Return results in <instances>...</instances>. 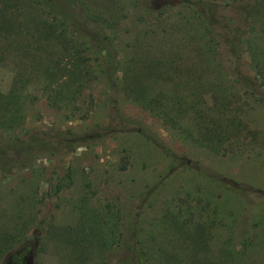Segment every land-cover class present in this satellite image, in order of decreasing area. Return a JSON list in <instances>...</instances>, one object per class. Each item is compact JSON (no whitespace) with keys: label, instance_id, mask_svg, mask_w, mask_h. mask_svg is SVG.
<instances>
[{"label":"rangeland","instance_id":"rangeland-1","mask_svg":"<svg viewBox=\"0 0 264 264\" xmlns=\"http://www.w3.org/2000/svg\"><path fill=\"white\" fill-rule=\"evenodd\" d=\"M224 1L213 0L210 13L235 29L227 25L225 43L204 44L195 0H54L112 19L110 31L83 24L92 42L86 55L79 49L82 60L98 66L93 53L106 39L115 56L114 88L92 66L80 93L91 105L73 102L88 111L83 119L52 108L37 83L41 43L53 44L42 34L49 13L0 3V93L13 79L27 93L18 125L0 130V238L14 249L0 264H113L124 254L117 246L136 240L147 264H264V35ZM189 62L190 76L180 67ZM124 85L164 94L165 110L169 97L191 98L210 118L239 117V137L232 133L225 153L195 145L191 121H180L189 133L162 121L129 100ZM75 239L84 259L67 245Z\"/></svg>","mask_w":264,"mask_h":264},{"label":"trees","instance_id":"trees-1","mask_svg":"<svg viewBox=\"0 0 264 264\" xmlns=\"http://www.w3.org/2000/svg\"><path fill=\"white\" fill-rule=\"evenodd\" d=\"M54 0H0V3L3 5L9 6L18 4L24 7L27 10L29 15L32 14L31 10L40 8L44 10L43 13H49L50 20L48 22L44 21L45 29L42 31L44 38H49L52 40L53 44L51 46L45 45V42L41 43V49L43 52V57L37 62L38 70L41 72L39 86L41 85V91L45 92V99L47 103L57 110L67 111L66 117L77 119H83L87 116L88 111H77V109L72 108L73 102L75 100L81 99V91L87 89L88 82L92 81L90 78L93 73L92 66H97L92 63H89V60L83 61L80 56V50L83 54L89 53L90 41L88 40L87 31L83 28L84 26L90 25V23H95L100 29L104 30H113L111 26L112 19H105L100 17H93L89 14L80 15V7H77V11L72 8L70 2H65L69 7V11L65 10L63 5H56ZM195 8L193 13L196 16V21L201 27L200 35L205 40L207 44L210 40H220L222 43H225L230 33L228 34L227 22H222L219 24L215 18L214 14L210 13V8L213 5V0H195ZM224 5L229 6L231 10L237 13L240 22L245 23L246 28L253 29L255 35H264V0H225ZM85 9L84 5L80 3ZM76 8V7H75ZM68 9V8H67ZM82 10V9H81ZM77 12V14H75ZM35 23V18H31ZM3 23L7 22L5 19H2ZM235 29V26L232 25L231 30ZM219 30H224L226 33H220ZM41 34V33H40ZM212 38V39H211ZM106 38H104L105 40ZM80 42H78V41ZM103 42L102 49H98L97 52L93 54L101 56L99 58L98 68L103 67L104 74L106 75L109 88H114L115 84L113 80L108 77L110 76V69L112 68L113 60L115 56H110V42ZM92 42V41H91ZM235 42H232L234 45ZM237 44V43H236ZM95 46V45H94ZM40 47V46H39ZM55 49L52 56L47 54V49ZM80 49V50H79ZM1 55V53H0ZM35 62V61H34ZM127 63V62H126ZM100 66V67H99ZM126 66V65H124ZM218 66V64H217ZM185 74L188 76L191 75L194 70V64L187 63L180 65ZM99 69V72H101ZM129 72L128 67L126 66L122 70L123 76H128ZM45 78V82L41 79ZM132 76V75H131ZM25 86L22 84V79H13L12 85L9 87L6 93H0V130L4 132L13 131L15 126L18 125L20 119V110L22 109V101L26 98L27 93L25 92ZM124 95L131 100L133 103L138 105L141 109L146 110L149 114L155 115L160 118L162 121H173L174 124L182 128V131L188 132L189 130L185 127H182L183 119L184 121H191L195 126L198 134L194 141V144L200 145V147L207 148L211 152L218 153L222 151L225 153L226 146H228L227 140L230 138L232 133L239 137L238 133L240 121L239 117L236 116H226L220 113L214 114V118H210L208 108H202L200 103L195 102L194 100L187 99L186 101H179L178 97H169L171 100L170 107L168 110L164 109L165 103H163V98L166 97L164 94L149 95L139 88H131L127 85L123 86ZM253 94L252 92L248 93ZM255 95V94H254ZM91 95L87 92L85 96H82V102H88L91 105ZM167 96V95H166ZM168 97V96H167ZM251 98V97H250ZM71 106V107H70ZM238 133V134H237ZM187 166H192V169L197 170L196 164L191 162H186ZM214 176V175H213ZM229 190L237 192L239 188L236 184H229ZM248 190V189H247ZM250 190V189H249ZM256 192V191H253ZM68 242L73 252L77 250L76 260L84 259V256L81 255V250L84 248L82 245L83 241H66ZM78 243V246L76 244ZM141 243L137 240L131 246L122 245L117 246L118 250L124 251L122 257L113 264H147V259L141 251ZM6 239L5 236L0 238V258L1 255L6 253L9 254V251L14 250L10 247H5ZM20 247V246H19ZM22 247L19 248V250ZM16 250V249H15ZM79 250V252H78ZM22 254V253H21ZM25 255L14 256L18 260H23ZM104 264H109L107 261H103ZM207 264V263H206Z\"/></svg>","mask_w":264,"mask_h":264}]
</instances>
